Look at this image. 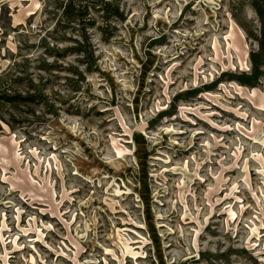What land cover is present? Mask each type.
I'll return each instance as SVG.
<instances>
[{"label":"rangeland","instance_id":"1","mask_svg":"<svg viewBox=\"0 0 264 264\" xmlns=\"http://www.w3.org/2000/svg\"><path fill=\"white\" fill-rule=\"evenodd\" d=\"M59 2L0 0V264H264V0H113L89 69Z\"/></svg>","mask_w":264,"mask_h":264},{"label":"trees","instance_id":"2","mask_svg":"<svg viewBox=\"0 0 264 264\" xmlns=\"http://www.w3.org/2000/svg\"><path fill=\"white\" fill-rule=\"evenodd\" d=\"M58 8L61 10V21L57 23L58 27L64 28L69 24H76L82 31L81 43H78L77 48L71 47L68 51L82 52L83 58L81 61L88 63L87 69L90 68V62L93 61V49L86 52L83 49V44L87 43L86 28L94 25L95 18L91 16L90 11L101 12L100 18L104 24L112 17L121 18L122 14L117 6H114L113 0H60ZM90 61V62H89ZM27 60L13 64V67L0 74V120L12 128L11 123L4 117L3 108L7 105L21 103L23 105H30L38 103V98H42L43 94L37 92L36 85L28 77ZM44 67L51 69L55 64L42 61ZM72 70L76 67L71 66ZM23 85L24 90H19L16 87Z\"/></svg>","mask_w":264,"mask_h":264}]
</instances>
